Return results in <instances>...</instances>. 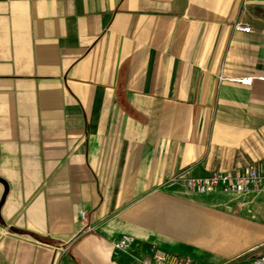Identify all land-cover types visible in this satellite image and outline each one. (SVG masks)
Segmentation results:
<instances>
[{
  "label": "crops",
  "instance_id": "obj_1",
  "mask_svg": "<svg viewBox=\"0 0 264 264\" xmlns=\"http://www.w3.org/2000/svg\"><path fill=\"white\" fill-rule=\"evenodd\" d=\"M245 166L264 0H0V264H254L264 194L170 182Z\"/></svg>",
  "mask_w": 264,
  "mask_h": 264
},
{
  "label": "built area",
  "instance_id": "obj_2",
  "mask_svg": "<svg viewBox=\"0 0 264 264\" xmlns=\"http://www.w3.org/2000/svg\"><path fill=\"white\" fill-rule=\"evenodd\" d=\"M238 31L249 32L247 25L237 24ZM223 79V77H221ZM243 84L251 83L252 78L232 79ZM170 182H180L189 191L197 194L221 193L226 195H242L244 193L255 192L264 194V172L256 166H245L242 169L216 172L208 176H182L177 175ZM84 212L81 217L84 218ZM134 243V238L130 235H121L112 242V252L117 255L126 252ZM140 264H186L183 257L164 250L155 248L151 257L142 259ZM254 264H264V254L254 259Z\"/></svg>",
  "mask_w": 264,
  "mask_h": 264
}]
</instances>
